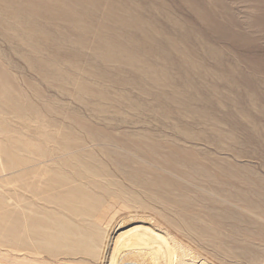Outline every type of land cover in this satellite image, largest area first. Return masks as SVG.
Here are the masks:
<instances>
[{"label":"rangeland","instance_id":"374dc122","mask_svg":"<svg viewBox=\"0 0 264 264\" xmlns=\"http://www.w3.org/2000/svg\"><path fill=\"white\" fill-rule=\"evenodd\" d=\"M223 1L0 0L2 263L251 264L242 248L256 252L264 218V0Z\"/></svg>","mask_w":264,"mask_h":264},{"label":"bare ground","instance_id":"6f19581e","mask_svg":"<svg viewBox=\"0 0 264 264\" xmlns=\"http://www.w3.org/2000/svg\"><path fill=\"white\" fill-rule=\"evenodd\" d=\"M225 1V0H224ZM223 1V2H224ZM229 4V6H227V7H230V5H231V7L230 8H232V7H234V5H232L231 3H228ZM247 8H249L248 6H246ZM252 13V12H251ZM233 14V13H232ZM246 14V13H245ZM231 16V15H230ZM242 19L243 20H246V18H244V17H242ZM241 20V19H240ZM262 20V19H261ZM264 20V19H263ZM242 21V20H241ZM258 27V26H257ZM209 52V51H208ZM207 52V53H208ZM197 173V172H196ZM199 174H201V173H199ZM151 176V175H150ZM196 176V175H195ZM208 177V176H207ZM195 178V177H194ZM203 178V177H202ZM145 180V179H144ZM150 181V180H149ZM148 181V182H149ZM152 184H154V182L152 183ZM152 184H149V185H152ZM160 185V184H159ZM146 186H147V184H146ZM158 186V185H157ZM159 187V186H158ZM164 188V187H163ZM174 188V187H173ZM156 189V188H155ZM203 189H204V187H203ZM157 190H159V189H157ZM156 190V191H157ZM145 192L147 191V190H144ZM150 191V190H149ZM148 191V192H149ZM166 191V190H165ZM168 191V190H167ZM202 191V190H201ZM217 191V190H216ZM148 192H146V193H148ZM173 192H174V190H173ZM177 192V191H176ZM205 192V191H204ZM212 193V192H211ZM168 195H169V192L167 193ZM171 195V194H170ZM173 195H176V193L175 194H173ZM163 196H165V193L162 195V197L161 198H163ZM177 196H179V195H177ZM152 198H153V196H151ZM150 197V198H151ZM175 197V196H174ZM180 197H182V196H180ZM160 198V199H161ZM184 198H185V196H184ZM67 200V199H66ZM66 200H65V202H66ZM72 201V200H71ZM82 201L83 200H81V203H82ZM87 201V200H86ZM90 201V200H89ZM92 201V200H91ZM159 201V200H158ZM165 201V200H164ZM167 201V200H166ZM177 201V200H176ZM225 201V200H224ZM80 202V201H79ZM78 202V200H77V203H79ZM147 202V201H146ZM156 202V201H155ZM55 203V202H54ZM61 203V202H60ZM74 203V202H73ZM88 203L89 202H87V205H88ZM122 203V202H121ZM159 203V202H158ZM160 203H162V206H164V208H165V210L166 211H173L172 210V205H174L175 207H177V206H179V203H176V202H172V201H167V202H162L161 200H160ZM56 204V203H55ZM74 204H76V203H74ZM154 204H156V203H154ZM248 204V203H247ZM249 204H251V203H249ZM83 205H84V203H83ZM105 205V204H104ZM125 205H126V203H125ZM190 206H192L191 205V203L189 204ZM204 205V204H203ZM256 205V204H255ZM74 206V205H73ZM72 206V207H73ZM76 206V205H75ZM73 207V208H76L77 206H79V205H77L76 207ZM250 206V205H249ZM106 207V206H105ZM215 207V206H214ZM242 207H244V206H242ZM248 207V206H247ZM251 207H254V206H251ZM256 207H258V206H256ZM255 207V208H256ZM58 208V207H57ZM82 208H85V207H82ZM144 208V207H143ZM182 208V207H181ZM216 208V207H215ZM215 208H213V207H210L209 206V208H207V209H205L204 208V210L205 211H207V212H214L219 218H221V219H227V218H234V219H236L238 216L235 214V213H233V212H230V211H222V210H220L218 207V209H215ZM236 208H237V206H236ZM78 209V208H77ZM77 209H76V211H77ZM87 209V208H86ZM89 209H91V208H89ZM102 209H104L103 207H102ZM112 209V208H111ZM131 209V208H130ZM154 209V208H153ZM60 210V209H59ZM67 210V209H66ZM79 210V209H78ZM84 210V209H83ZM106 209H104L103 210V214H104V211H105ZM108 210V209H107ZM152 210V209H151ZM162 210V209H161ZM241 210V209H240ZM244 210H245V208H244ZM250 210V209H249ZM51 211V210H50ZM49 211V212H50ZM102 211V210H101ZM147 211V210H146ZM252 211V210H251ZM79 212H80V210H79ZM91 212H92V209H91ZM94 212V211H93ZM115 212V211H114ZM143 212V211H142ZM153 212V211H152ZM163 212V211H162ZM75 213V212H74ZM85 213H87L86 211H85ZM116 213V212H115ZM144 213V212H143ZM161 213V212H160ZM248 213H252V212H248ZM49 214V213H48ZM76 214V213H75ZM78 214V213H77ZM88 214V213H87ZM90 214V213H89ZM135 214H137V212L135 213ZM167 214V213H166ZM254 213H252L251 215H253ZM45 215V214H44ZM59 215V214H58ZM91 215V216H90ZM89 216L90 217H92V215H93V217H94V214H90ZM105 215H106V212H105ZM104 215V216H105ZM113 215V214H112ZM116 215V214H115ZM119 215V214H118ZM147 215H149V214H147ZM154 215H157V213L156 214H154ZM239 215H241V214H239ZM50 216V215H49ZM60 216H61V218H62V214L60 213ZM111 216V215H110ZM123 216V215H122ZM131 216V215H130ZM162 216V215H161ZM237 216V217H236ZM254 216H255V214H254ZM259 219H260V221H261V226H260V229H259V237H260V241H259V245H258V248H257V250H256V252H253V251H248L247 249H245L244 247L242 248V252H243V254H244V256H245V258H246V260L247 261H249L251 264H264V218H261V216H258V215H256ZM79 217V215H77V218ZM85 217H88V216H85ZM84 217V218H85ZM116 217V216H115ZM133 217V216H132ZM54 219H55V217H53ZM61 218H57L58 220H60ZM63 218H65V219H67L66 217H63ZM69 218V217H68ZM102 218V217H101ZM135 218V217H134ZM144 217H142V219H143ZM57 219H55L56 220V222H57ZM88 220H90L89 218H87ZM105 219V218H104ZM108 219V218H107ZM49 220V219H48ZM51 221L49 222V223H51V222H53L52 221V219H50ZM54 220V221H55ZM87 220V221H88ZM99 220V219H98ZM97 220V221H98ZM193 220V219H192ZM258 220V219H257ZM60 221H62V220H60ZM68 221V222H67ZM69 221H70V219L69 220H66V222L71 226V224L69 223ZM244 221V220H243ZM59 222V221H58ZM71 222V221H70ZM92 222V221H91ZM91 222H89V223H91ZM101 223H102V221H100ZM185 222V221H184ZM189 222V221H188ZM62 223H63V227H64V224H65V221H62ZM62 223H58V225L60 224V226L62 227ZM93 223H94V221H93ZM121 223V222H120ZM186 223V222H185ZM52 224V223H51ZM57 224V223H56ZM55 224V222H54V225H56ZM67 224V225H68ZM118 224V226H120L119 225V222L117 223ZM28 225V227H29V229H31V233H30V235H29V238H32L34 241H36V238L39 236V234H38V226H40V224H37L36 222H35V219L34 218H29V220H28V222H27V224H26V226ZM43 224H41V226H42ZM66 225V231H67V229H68V231H69V229L71 228H68L69 227V225L67 226ZM113 225V224H112ZM123 225H125V224H123ZM87 226V225H86ZM98 226V224H96L94 227H97ZM58 228L57 226H54V228ZM74 227H76V225L74 226ZM88 227V226H87ZM93 227V228H94ZM123 227V226H122ZM129 227H130V225H129ZM42 228H43V226H42ZM48 228V227H47ZM47 228H45L46 230H47ZM72 228H73V226H72ZM258 228V227H257ZM39 229H40V227H39ZM50 229V230H49ZM62 229V230H61ZM75 229V228H74ZM132 229V228H131ZM130 229V230H131ZM52 230V232H48V233H46V235H47V237L49 238L50 236H49V234H52V237L50 238V239H48V240H51L52 238H53V236L55 235V234H57V229H55L56 230V233H54L55 231H54V229H51V228H48V231H51ZM60 230L61 231H63V233L65 232V229L64 228H60ZM59 229H58V232L60 231ZM84 230V229H83ZM123 230V229H122ZM121 230V231H122ZM125 230V229H124ZM43 231H45V230H43ZM54 231V232H53ZM65 232L64 234H66V237H67V233H69V232ZM74 231V230H73ZM76 231V230H75ZM78 231V230H77ZM120 231V232H121ZM132 231V230H131ZM130 231V232H131ZM87 232V231H86ZM53 233H54V235H53ZM61 233V232H60ZM59 233V235H61V237L60 236H58V235H55L56 237L58 236V237H60V239L61 238H63L62 236H64L65 237V235H63V233L62 234H60ZM83 233V232H82ZM81 233V231H80V235H79V237H77V238H80L83 234ZM82 234V235H81ZM121 234V233H120ZM120 234H119V236H120ZM160 234V233H159ZM42 235H43V233H42ZM41 235V236H42ZM45 235V234H44ZM71 236V234L69 233L68 234V236ZM116 235H117V233H116ZM12 236H13V239H14V241L12 242V246H11V249H13L14 251H23V250H25V249H23V248H21V247H23L24 246V244H23V246L22 245H18V241L19 240H21L22 238L18 235V233H16V234H12ZM74 236V235H73ZM102 236V235H101ZM112 236V235H111ZM56 237H55V239H52V241H54V242H56V240H58V242L60 241V246H61V241H62V239L60 240L59 238L58 239H56ZM121 237V236H120ZM165 237V236H164ZM258 237V238H259ZM81 238H85V236L83 235ZM163 238V237H162ZM39 239V238H38ZM116 239V238H115ZM32 240V241H33ZM45 240V239H44ZM63 240H64V242L67 240H65V238H63ZM22 241V240H21ZM47 241V240H46ZM45 241V242H46ZM167 241V240H166ZM37 242L38 243H36L35 245H37L38 247L40 246L41 247V249H46L45 248V244L44 243H42V241L40 242V241H38L37 240ZM50 242V241H49ZM49 242H46L47 243V245H52V244H54V242H52V244H49ZM63 242V244L64 245H66L65 247L67 248V249H69L68 251H71V252H85V253H88V252H90L91 253V250H88L87 249V245H85V242H87L86 240H85V242L82 240V239H77V240H74V238H73V240L72 241H66L65 243ZM133 242V241H132ZM162 243H163V241H162ZM62 244V245H63ZM117 244V243H116ZM121 244H124V242L123 243H121ZM166 244V243H165ZM252 244V243H251ZM59 245H55L54 244V246L52 247V248H58L57 250L59 251V249L61 250V247L59 246ZM170 245V244H169ZM162 246V245H161ZM165 246V245H164ZM24 247H26V246H24ZM64 247V248H65ZM27 248V247H26ZM33 249V251H34V249H36L35 247L34 248H32ZM39 249V248H38ZM90 249V248H89ZM54 250V249H53ZM5 251V250H4ZM11 251V250H10ZM9 251V252H10ZM44 251H46V252H50V254H51V256H53V254L51 253L52 252V249L49 247V249H46V250H44ZM43 251V252H44ZM94 251V250H93ZM36 252H38L37 250H36ZM41 252V251H40ZM54 252V254L56 253V251H53ZM95 252V251H94ZM260 252H261V254H263L262 256H259V254H260ZM8 253V252H7ZM42 253V252H41ZM104 253V252H103ZM5 254V253H4ZM46 254H48L49 256H50V254L49 253H46ZM62 254V253H61ZM80 254V253H79ZM84 254V253H83ZM107 254V253H106ZM111 254V253H110ZM246 254V255H245ZM71 255H73V254H71ZM55 256V255H54ZM94 256V255H93ZM89 257V256H88ZM98 257V256H97ZM101 258V257H100ZM106 258V257H105ZM6 259V258H5ZM125 261V260H124ZM3 262V261H2ZM1 261H0V264H4V263H2ZM5 262V261H4ZM8 263V262H7ZM10 264V263H9Z\"/></svg>","mask_w":264,"mask_h":264}]
</instances>
